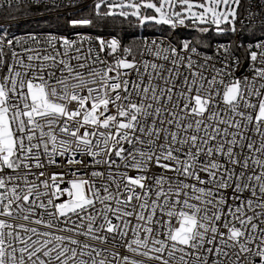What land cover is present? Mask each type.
<instances>
[{
    "label": "snow or ice",
    "instance_id": "snow-or-ice-1",
    "mask_svg": "<svg viewBox=\"0 0 264 264\" xmlns=\"http://www.w3.org/2000/svg\"><path fill=\"white\" fill-rule=\"evenodd\" d=\"M69 3L0 0V264H264V0Z\"/></svg>",
    "mask_w": 264,
    "mask_h": 264
},
{
    "label": "trees",
    "instance_id": "trees-1",
    "mask_svg": "<svg viewBox=\"0 0 264 264\" xmlns=\"http://www.w3.org/2000/svg\"><path fill=\"white\" fill-rule=\"evenodd\" d=\"M243 2V9L241 11L240 18H243V16L246 13V9L248 7L249 0H242ZM44 7H38L33 6V11L38 12L41 11ZM104 11L105 9L102 7L101 9ZM9 11H12L14 15H17L18 17L21 15H25L23 11L17 13L15 9H10ZM86 11V10H85ZM83 12L77 11L72 14H63V15H57V16H46L41 17L38 20H45L47 25L45 27H42L43 30L39 31H49V32H81V31H92L90 29H73L69 24L68 20L72 18H78L80 15H82ZM116 20L118 23L115 25V32L121 33V35L125 36L124 43H127L131 39V35L134 34L135 36L139 37L141 35L145 36L147 34L151 33H161L160 31H157L154 27L151 25H145L143 27L139 26L136 23L135 18L130 17L128 20H124L123 18L117 17ZM26 22H23L19 24L16 28L17 31L22 32V30H30L26 29ZM239 27V24L237 25ZM39 28V27H38ZM95 32V31H92ZM163 32L166 35H178L181 38L189 37L193 34L192 29H181L179 32L176 30H170L168 26H163ZM215 42V41H214Z\"/></svg>",
    "mask_w": 264,
    "mask_h": 264
},
{
    "label": "built area",
    "instance_id": "built-area-1",
    "mask_svg": "<svg viewBox=\"0 0 264 264\" xmlns=\"http://www.w3.org/2000/svg\"><path fill=\"white\" fill-rule=\"evenodd\" d=\"M86 2L91 4L93 2V0H86ZM251 2L254 5L258 6V0H251ZM45 4L47 5V10H45L44 6H38V7H44V8L41 11L35 12L36 15L19 16V22H18L17 26L23 22L32 21L34 19H39L41 17L57 16V15H63V14H72L74 12L79 11L78 10V4L73 3L70 5L69 0H45ZM57 5H59V6L57 7ZM4 8H7V5H4ZM253 10H255V7L253 8ZM244 18H246V13L242 19H244ZM188 29H190V28H188ZM10 30L15 31L17 35L21 34V32L16 30V28H13ZM44 32L52 33L55 35H67L70 38H75V33H76V32H73V33H70V32H49V31H44ZM80 33L81 34H90L93 36L97 34V32H92V31H81ZM160 35H161V33H151V34H147L145 36L151 38L153 36L159 37Z\"/></svg>",
    "mask_w": 264,
    "mask_h": 264
},
{
    "label": "rangeland",
    "instance_id": "rangeland-1",
    "mask_svg": "<svg viewBox=\"0 0 264 264\" xmlns=\"http://www.w3.org/2000/svg\"><path fill=\"white\" fill-rule=\"evenodd\" d=\"M241 5L242 6L238 9L239 14L241 13V11L243 9V2H242V0H241ZM26 25H27L26 26V29H30V30H43L42 27H45L47 25V23H46L45 20H41L40 21L38 19H34L32 21H27L26 22ZM17 29H18V27H17Z\"/></svg>",
    "mask_w": 264,
    "mask_h": 264
}]
</instances>
